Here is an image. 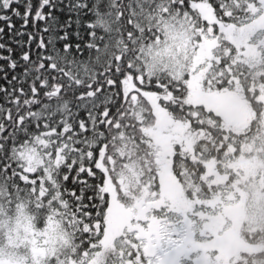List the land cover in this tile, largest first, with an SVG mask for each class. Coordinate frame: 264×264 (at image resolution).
Masks as SVG:
<instances>
[{"label":"snow or ice","instance_id":"snow-or-ice-1","mask_svg":"<svg viewBox=\"0 0 264 264\" xmlns=\"http://www.w3.org/2000/svg\"><path fill=\"white\" fill-rule=\"evenodd\" d=\"M264 0H0V264H264Z\"/></svg>","mask_w":264,"mask_h":264},{"label":"rangeland","instance_id":"rangeland-1","mask_svg":"<svg viewBox=\"0 0 264 264\" xmlns=\"http://www.w3.org/2000/svg\"><path fill=\"white\" fill-rule=\"evenodd\" d=\"M262 174H264V173H262Z\"/></svg>","mask_w":264,"mask_h":264}]
</instances>
